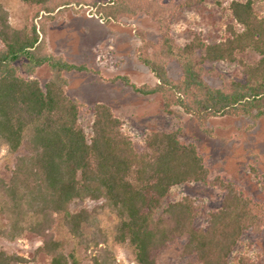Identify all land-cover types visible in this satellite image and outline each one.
<instances>
[{
	"label": "trees",
	"instance_id": "obj_1",
	"mask_svg": "<svg viewBox=\"0 0 264 264\" xmlns=\"http://www.w3.org/2000/svg\"><path fill=\"white\" fill-rule=\"evenodd\" d=\"M18 1L39 6L43 17L38 25L13 29L0 4V143L12 158L8 177L0 176V235L13 240L33 233L42 238L40 250L49 256L48 264H68L73 253H64L49 232L60 219L79 238L89 212L68 207L87 199L100 202L98 215L114 217L112 240L126 245L136 264H158L156 252L178 239L184 240L182 252L196 264H230L229 255L244 233L264 232V202L252 200L219 175L209 181L202 156L194 144L179 141V130L150 132L137 150L110 107L96 104L87 137L78 122L81 104L67 96L64 74L89 69L50 53L44 39L46 21L61 15L70 2ZM124 1L110 0L98 5L97 12L116 20L125 13ZM229 10L238 28H229L220 42L206 44L195 36L177 45L165 23L157 42L140 35L137 59L155 77L153 86H135L126 75L110 81L142 95H158L164 113L178 108L201 127L215 117L263 118L264 16L255 14L252 0H232ZM249 50L258 60L241 62L238 55ZM169 61L180 68L176 79L167 74ZM216 61H239L243 80L210 86L204 65ZM41 67L49 71L43 85L35 76ZM187 182L211 183L223 192L219 208L203 227L194 226L195 211L185 198L155 216L169 189ZM21 261L0 250V264ZM237 264L253 263L241 256Z\"/></svg>",
	"mask_w": 264,
	"mask_h": 264
},
{
	"label": "rangeland",
	"instance_id": "obj_2",
	"mask_svg": "<svg viewBox=\"0 0 264 264\" xmlns=\"http://www.w3.org/2000/svg\"><path fill=\"white\" fill-rule=\"evenodd\" d=\"M70 2L62 14L45 23L47 50L63 56L67 61L84 64L88 72H68L66 94L76 99L81 108L78 122L85 135H91L93 106L105 104L122 122L121 130L143 149L145 135L153 131L179 130L182 143H192L202 156L209 170V181L216 175L231 181L246 196L264 202V117H215L201 127L192 117L175 108L173 114L162 110L158 95H142L112 78L126 75L135 86H153L156 79L137 59L139 36L151 42L159 40L161 26H168L169 36L177 45H184L198 36L206 44L225 40L231 27L237 29L229 10L232 0H204L200 4L187 5V0H126L125 13L116 20L97 12L98 5L110 0H65ZM137 2L140 5H135ZM254 12L264 16V0H252ZM8 23L13 29L25 30L38 25L43 11L37 5L18 0H0ZM238 58L251 64L258 60L253 51H246ZM209 71L205 81L212 87H220L233 80H243V68L239 61L205 62ZM171 79H176L180 68L174 61L166 64ZM43 85L49 77L46 67L35 74ZM207 130V131H205ZM12 158L0 143V176L9 175ZM223 192L211 183L206 185L187 182L172 186L162 199L155 216L171 203L188 199L195 211L193 224L203 227L209 215L221 203ZM100 202L74 200L69 204L71 212L86 210L89 220L83 224L79 238L72 237L60 219L49 232L58 241L64 253H73L74 261L68 264H136L130 249L112 240L114 217L100 214ZM4 223L0 217V226ZM40 236L25 233L10 240L0 235V250L22 258L11 264H48L49 256L40 250ZM184 240L168 243L156 252L158 264H196L192 255L182 252ZM245 256L253 264H264V232H246L233 247L229 263L237 264Z\"/></svg>",
	"mask_w": 264,
	"mask_h": 264
}]
</instances>
